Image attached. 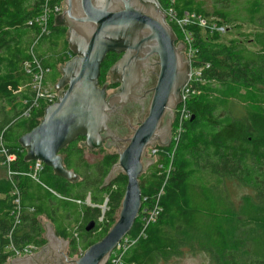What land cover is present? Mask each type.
<instances>
[{
    "label": "trees",
    "instance_id": "1",
    "mask_svg": "<svg viewBox=\"0 0 264 264\" xmlns=\"http://www.w3.org/2000/svg\"><path fill=\"white\" fill-rule=\"evenodd\" d=\"M159 2L165 10L172 7L178 16L195 13L226 25V34L248 24L255 29L238 31L241 38L225 42L220 33L204 31L198 25L188 27L194 33L197 51L193 66L203 67L202 81L194 85L187 100L190 117L178 142L163 147L158 162L140 176L142 208L126 235L134 243L121 261L161 264L185 251H205L211 257L209 264H264V0ZM44 4L45 0H0V137L1 145L16 155L13 167L21 172L29 170L31 161L25 160L26 150L19 138L39 125L47 107L42 103L25 116L34 99L33 74L25 70V62L38 72L33 57L38 60L46 84L47 75L55 74L58 64L73 56L66 42L67 28L55 26L54 17L46 33L29 23ZM28 6L33 8L28 10ZM172 27L182 42L180 31ZM48 51L56 53L46 56ZM116 60L115 52L107 53L100 67V83L106 81ZM22 83L29 85V94L19 92ZM236 105H242L243 110H235ZM83 140L77 138L60 152L66 167L79 174V182L72 184L55 175L47 165L38 173L39 180L63 198L84 200L90 194L96 204L83 208L81 224L61 233L72 239L73 255L79 247L84 252L107 234L117 219L128 183V177L120 173L103 187L118 154L106 149L88 151ZM88 153L95 160H90ZM27 177L33 179L25 175L15 178L22 198L19 223L12 211V183L6 178L0 184V195L6 194L0 197V264L7 263L8 235L13 228L18 246L34 243L41 247L44 243L36 216L28 217V212L37 215L41 209L24 199ZM229 183L245 186L251 193L237 204ZM106 198L109 210L101 223L98 205ZM147 207L158 211L156 221L142 219ZM92 221L94 227L82 232Z\"/></svg>",
    "mask_w": 264,
    "mask_h": 264
},
{
    "label": "water",
    "instance_id": "2",
    "mask_svg": "<svg viewBox=\"0 0 264 264\" xmlns=\"http://www.w3.org/2000/svg\"><path fill=\"white\" fill-rule=\"evenodd\" d=\"M65 3L63 11L54 16V25L67 28L73 56L59 66L62 76L55 85L59 98L45 108L39 125L19 138L26 150V161H42L55 175L69 182L80 181L79 174L66 167L61 150L79 137L84 138L83 146L88 151L116 147L112 128L116 114L140 97V86L146 78L143 70L153 58H157L160 67L148 117L135 130L128 145L116 153L118 161L103 183V187L109 186L120 173L128 177L118 218L107 234L80 257L65 255L70 264H107L140 215V176L155 163V157L147 158L146 148L171 144V136L160 134L158 128L166 114L173 113L182 102L181 91L189 79L191 64L184 52L186 46L178 41L159 0H65ZM111 51L123 56L107 74L123 85L118 93L109 95L108 83L101 85L99 77L101 63ZM94 225V221L90 222L86 230ZM46 228L49 243L34 255L26 254L6 264L41 261L53 264L57 261L56 254H66L69 242L56 235L50 222Z\"/></svg>",
    "mask_w": 264,
    "mask_h": 264
},
{
    "label": "built area",
    "instance_id": "3",
    "mask_svg": "<svg viewBox=\"0 0 264 264\" xmlns=\"http://www.w3.org/2000/svg\"><path fill=\"white\" fill-rule=\"evenodd\" d=\"M66 7L65 0H45V4L41 12L29 23L30 24H37L40 28L41 33L48 32V25L50 19L54 17L56 14L61 13L63 9ZM162 7V6H161ZM163 9V7H162ZM167 15V21L172 26H176L178 29L181 30L183 35V43L186 46L184 50L186 54V58L190 61L191 69L189 73V79L185 86L182 88V103L179 106L178 116L174 128V132L172 135L171 144H176L184 132V122L190 117V110L187 108V100L190 97V94L194 92V85L198 84L202 81V72L203 67H195L193 66V60L196 54V49L194 46L195 36L192 31L188 29L189 26L198 25L204 31L210 33H220L222 35L226 34L227 26L219 24L214 20H209L208 18L198 15L195 13H186L182 16H178L176 11L172 7H168L166 10L163 9ZM34 63L38 65V72H35L31 68V64L25 62V70L28 73L33 74V81H32V90L34 91V99L31 103L29 109L25 112V116H29L31 111L34 108L40 107L42 103L46 106L54 103L59 98V93L56 89H50L45 84V72L39 65L38 60L33 57ZM1 137H0V154L3 158V164L6 168V177L12 183V189L10 192V197L12 198L13 203V216L15 217V222L19 223L22 218V198H21V190L19 189L18 185L15 183V178L19 175L30 176L31 178L40 181L38 178V173L44 168L45 164L42 161H33L32 165L30 166L28 171H17L13 167V163L16 160L15 154H10L7 149L1 145ZM170 144V145H171ZM163 147L161 146H154L150 148L149 154L152 157H155V162H158V157L160 151ZM51 190V189H50ZM55 194L59 195L55 191L51 190ZM60 196V195H59ZM78 202H82L81 200H77ZM90 202V201H89ZM108 202V198L105 199L104 203L98 205L101 208V214L98 218L99 222L103 223L106 220V205ZM158 215V211L155 209L145 208L143 211L142 219L149 220V221H156ZM14 228L8 235L9 243L7 245V253L8 259L7 262L11 261L17 257H23L26 254H34L35 252L40 250V246L34 243H26L18 246L14 241L13 236ZM78 234L75 232L76 238ZM134 243L129 237L125 236L121 242L117 245V247L112 252V258L108 264H123L121 259L125 251H127L130 244ZM84 252L82 251L81 247L78 248V253L76 257H80Z\"/></svg>",
    "mask_w": 264,
    "mask_h": 264
},
{
    "label": "crops",
    "instance_id": "4",
    "mask_svg": "<svg viewBox=\"0 0 264 264\" xmlns=\"http://www.w3.org/2000/svg\"><path fill=\"white\" fill-rule=\"evenodd\" d=\"M33 7L28 6L27 9L31 10ZM66 28V27H65ZM68 37V34H67ZM66 37V42L67 41ZM61 46L62 43H61ZM69 47V44H68ZM56 52H47L46 56H54ZM56 57V56H55ZM54 57V58H55ZM60 65L64 64H58L57 71L55 74L49 73L46 77V86L50 88H55L56 83L62 76L61 69L59 68ZM52 74V75H51ZM29 85L27 83H22L20 87V93L22 95L29 94ZM88 158H90V154H87ZM33 161L29 163V166H31ZM6 168L3 164V158L0 156V184L6 182ZM79 182V181H78ZM72 184H76L77 182H71ZM24 199L28 204L38 205L40 207V212H38L37 215L31 214L32 212H28V217L30 216H36L38 223L41 225L42 228V238L44 239V243L42 246L49 243L47 240V237L45 236V233L47 231L46 223L50 222L52 226L54 227V231L56 235L61 239H66L69 242L68 250H72V239L65 238L61 236V233H63L66 230H72L77 225L81 224L83 221V208L88 206H94L96 204H93L91 202L90 194L86 196V198L80 199L76 196L63 198V196H59L49 190L50 188L43 184L41 181H37L35 179L25 178L24 179ZM6 194H1L0 197H5ZM77 200H81L82 202H78ZM90 201V202H89ZM30 204V205H31ZM31 214V215H30ZM41 246V247H42ZM40 247V248H41ZM71 247V248H70ZM41 250V249H40ZM73 252V251H72ZM73 254V253H72Z\"/></svg>",
    "mask_w": 264,
    "mask_h": 264
},
{
    "label": "flooded vegetation",
    "instance_id": "5",
    "mask_svg": "<svg viewBox=\"0 0 264 264\" xmlns=\"http://www.w3.org/2000/svg\"><path fill=\"white\" fill-rule=\"evenodd\" d=\"M115 53L117 54V60L111 66H113L123 56V53H117V52ZM159 70L160 67L158 64V60L157 58H153V60L150 62V65L143 70V74L145 75L146 78H145V83L141 84L140 86V90H139L140 97L134 100L133 102L127 104L123 109L119 110L115 116V122L112 128L115 139H117V146L112 147L111 149H107L105 147L101 149H106L107 151L117 153L118 151L123 150L128 145L129 140L134 134L135 130L148 117L150 103L155 92V87L157 85ZM106 82L108 83L107 91L109 95L118 93L120 87L123 85V82H114L112 80V77L108 76V74H107V79L104 83ZM104 83H100V84L102 85ZM181 103L178 105L175 111H173V113L166 114V119L169 120V122L166 123L165 122L166 119L165 120L163 119L158 128V132L160 134L163 135L169 134L171 136V140L178 116L179 106L181 105ZM150 148H151L150 146L146 148V156L148 159L154 158L149 154ZM152 166L153 164L150 167ZM37 252H35L34 254H36ZM65 253L66 254L64 253L56 254V256L54 257L56 258L57 261L55 262L54 261L55 258H54L53 264H70L67 262L65 255H69L70 257H76V254L74 255L72 254L73 252L71 249L66 251ZM34 254H30V255H34ZM38 264H45V262L41 261L38 262Z\"/></svg>",
    "mask_w": 264,
    "mask_h": 264
},
{
    "label": "rangeland",
    "instance_id": "6",
    "mask_svg": "<svg viewBox=\"0 0 264 264\" xmlns=\"http://www.w3.org/2000/svg\"><path fill=\"white\" fill-rule=\"evenodd\" d=\"M178 29V28H177ZM255 29L254 26L252 25H244L242 29L240 30H232L231 32H228V34L223 35L222 41H228L230 38L233 37H240L241 36L238 34L239 32H250L253 31ZM181 33L182 36V41H183V35L180 29H178ZM239 31V32H238ZM249 47L254 48L251 44H249ZM50 88V87H49ZM50 89H55L50 88ZM239 108L241 110H243L242 105H236L235 106V110L239 111ZM1 156V154H0ZM90 160H95L94 156H90ZM228 189H230V195L232 197V199L235 201V203H240V200L242 198V196H244L247 193H251V190L247 187H237V185L235 183H229L228 184ZM109 210L108 204L106 205V211ZM120 210V209H119ZM119 210L117 212V218H118V214H119ZM86 229V226L82 228V232H84ZM211 263V257L205 253V251H198V252H190V251H185L181 256H176L171 258L170 261L168 262H162L161 264H209Z\"/></svg>",
    "mask_w": 264,
    "mask_h": 264
}]
</instances>
